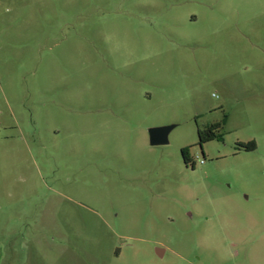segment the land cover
Segmentation results:
<instances>
[{
    "label": "rangeland",
    "instance_id": "374dc122",
    "mask_svg": "<svg viewBox=\"0 0 264 264\" xmlns=\"http://www.w3.org/2000/svg\"><path fill=\"white\" fill-rule=\"evenodd\" d=\"M0 264H264V0H0Z\"/></svg>",
    "mask_w": 264,
    "mask_h": 264
},
{
    "label": "water",
    "instance_id": "95a60500",
    "mask_svg": "<svg viewBox=\"0 0 264 264\" xmlns=\"http://www.w3.org/2000/svg\"><path fill=\"white\" fill-rule=\"evenodd\" d=\"M172 127L152 128L149 130V140L152 146L165 145L168 143L167 136ZM161 251L157 249L159 255Z\"/></svg>",
    "mask_w": 264,
    "mask_h": 264
},
{
    "label": "trees",
    "instance_id": "16d2710c",
    "mask_svg": "<svg viewBox=\"0 0 264 264\" xmlns=\"http://www.w3.org/2000/svg\"><path fill=\"white\" fill-rule=\"evenodd\" d=\"M224 123H225V118L222 120L221 123L214 124L212 126V132L208 136H204L203 134H201V132H198L199 139H200L199 140V144L202 145V144H204V143H206L208 141L220 138V135L216 134L215 132L217 130H219V128H221ZM245 149L248 150V151L254 150L255 149V144L253 142H251V143H249L248 145L245 146ZM187 151H188V148H185V149L182 150V153L185 154Z\"/></svg>",
    "mask_w": 264,
    "mask_h": 264
},
{
    "label": "flooded vegetation",
    "instance_id": "af4514ba",
    "mask_svg": "<svg viewBox=\"0 0 264 264\" xmlns=\"http://www.w3.org/2000/svg\"><path fill=\"white\" fill-rule=\"evenodd\" d=\"M212 126L211 125L207 130L205 131H199L201 132V134H203L204 136H208L210 135V133L212 132ZM199 136V135H198ZM200 140V139H199ZM182 156L184 158L185 164L190 163V155H189V151H187L185 154L182 153Z\"/></svg>",
    "mask_w": 264,
    "mask_h": 264
}]
</instances>
